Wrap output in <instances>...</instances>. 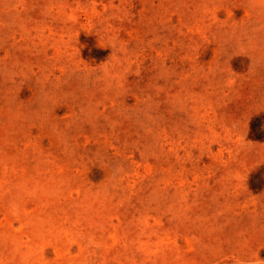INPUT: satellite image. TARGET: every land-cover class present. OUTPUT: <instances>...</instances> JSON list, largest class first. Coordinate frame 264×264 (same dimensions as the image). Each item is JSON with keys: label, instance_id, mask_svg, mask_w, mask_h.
I'll return each instance as SVG.
<instances>
[{"label": "rangeland", "instance_id": "1", "mask_svg": "<svg viewBox=\"0 0 264 264\" xmlns=\"http://www.w3.org/2000/svg\"><path fill=\"white\" fill-rule=\"evenodd\" d=\"M0 264H264V0H0Z\"/></svg>", "mask_w": 264, "mask_h": 264}]
</instances>
